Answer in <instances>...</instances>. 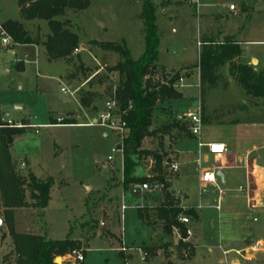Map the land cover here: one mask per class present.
<instances>
[{
    "label": "rangeland",
    "instance_id": "374dc122",
    "mask_svg": "<svg viewBox=\"0 0 264 264\" xmlns=\"http://www.w3.org/2000/svg\"><path fill=\"white\" fill-rule=\"evenodd\" d=\"M151 1L157 7L156 24L161 36L159 57L161 56V61L170 64L165 71L159 69L156 72V81H167L175 72H180L185 77L183 82L180 80L175 86L177 90L181 89L184 97L164 101L156 108L153 128H159L175 123L179 114L185 115L200 108L199 75L192 69L197 62L198 41H203L206 37L220 41L228 35H235L248 41L243 43L247 57L264 52V43H260L264 42V16L256 17L262 14L256 11L264 10V2L202 0V4L195 7L175 0ZM143 2L144 0H92L80 12L68 10L66 18L71 21L70 27L81 41L79 50L72 54L74 66L83 62L86 68L92 69L88 73L90 75L97 72L103 74L105 68L117 63V53L105 52L97 45L88 43L94 39L121 40L124 36L133 57L138 58L145 49L144 24L141 18ZM231 3L237 6L236 12L229 11ZM244 3L253 5L255 11L247 7L242 13ZM4 5L3 15L20 18L19 0H5ZM96 15L106 23V31L94 27ZM2 20L4 22L7 19ZM248 25L247 32L239 31L240 27L244 29ZM25 26L34 38L38 37L41 41L50 32L44 20L26 21ZM40 45L24 44L13 49L0 46V123L12 125L16 121L7 120L15 119L25 126V132L15 140L11 148L16 170L24 176L30 171L43 179L51 176L55 181L46 211L35 207L13 210V221L18 232L44 234L49 239L57 240L65 239L72 231V236L81 240L82 245L78 250L85 255V260L77 262L67 256L66 264H229L231 255L224 254L229 242L235 243L245 238L253 242L259 239L264 241V211L247 210L240 203L236 207L244 195L243 190H239L244 182L243 170H236L235 175L225 183L217 176L218 185L223 191L220 203L219 191L214 186L200 194L199 181L194 178L199 170L195 169L194 162H187L195 159L193 155H187L188 151L193 150L195 143L193 138L187 137L190 135L185 120L181 121L178 128L170 129L163 142L164 150L172 161L175 159L173 148H176L181 152L184 162L180 163V179L175 182V190L170 189L168 183L161 192L143 191L135 187L136 184L143 183L140 181L130 182L127 190H124V157L115 150L116 144L122 142V135L99 124L80 125L97 118L98 113L82 109L78 95L65 94L61 88L74 90L86 83L84 77L80 74L78 80L69 81L66 75L70 65L64 59L50 60L44 46ZM166 48H169L170 53L165 55ZM181 61L189 62L186 67L190 68L183 69L185 66L175 65ZM221 72L229 85L226 89L219 86L210 90L206 97L208 111L222 109L226 113L235 109L232 114L224 116V119L243 120L254 107H264V98L257 100L259 106L249 102L227 66ZM188 74L191 76L186 77ZM93 88L103 92L106 85ZM106 99L96 101L99 110L105 108ZM68 113L73 114L69 119L78 124L45 125L54 120L59 122L67 119ZM252 119L262 121L264 114L253 115ZM220 133L210 124L202 126L201 135L209 140ZM159 141L147 138L142 148L154 151L158 148ZM109 156L113 160H109ZM212 165V162H202L199 167ZM147 168L156 170L152 155L140 158L133 175L138 179L149 177ZM155 180L147 178L149 182ZM167 193L179 200L182 196L187 197L186 203L195 206L196 209L191 207L200 215L194 220L188 215L190 223L187 226L195 231V248L192 241L187 244L179 240L181 245L173 244L175 238L166 234L161 220L154 216L151 207L164 202ZM123 204L127 206L124 212ZM190 205H186V210L191 208ZM198 205L202 207L198 208ZM140 208L149 210L147 213L151 215L140 217ZM0 216L4 219L3 230L0 231V264H12L15 258L14 245L2 207ZM102 223L105 229H102ZM168 241L170 242L166 243ZM142 247L154 248L152 250L155 251L164 247L162 255L175 257L164 261L163 256L158 254L145 259ZM181 249L184 258L178 256ZM194 249L195 254L190 257ZM221 259L225 261L222 262Z\"/></svg>",
    "mask_w": 264,
    "mask_h": 264
},
{
    "label": "trees",
    "instance_id": "16d2710c",
    "mask_svg": "<svg viewBox=\"0 0 264 264\" xmlns=\"http://www.w3.org/2000/svg\"><path fill=\"white\" fill-rule=\"evenodd\" d=\"M92 0H19L20 15L23 20H44L50 32L46 39L34 38L23 21L7 19L1 22L5 32L11 37L14 47L21 44H42L50 60L64 59L70 69L66 75L69 81L78 80L80 74L86 82L78 92V102L82 109L98 112L96 101L105 97H112L116 102L115 112L121 115L126 122L127 134L124 137V167L123 186L127 190L128 184L133 181L146 182L147 178L166 182L171 177L165 161L172 158L164 150V138L170 129L178 128L183 118L176 117V122L153 128L155 110L164 101L182 99L183 94L175 88L182 78L180 72H175L167 81H156V72L165 67L158 64L160 33L157 28L156 5L151 0H144L141 18L144 28V52L134 58L124 39L121 40H90L88 43L97 45L105 52H114L119 55L117 63L105 68L104 73H93L86 68L83 62L74 66L72 54L80 48L79 35L71 29V21L66 18L67 11L80 12L86 9ZM199 52L200 70V111L203 124L238 123V119L225 120L224 116L232 114L234 110L223 113L222 109L208 111L206 97L210 90L221 86L226 89L228 80L221 69L228 67L237 86L244 91L249 102L255 106L257 101L264 98V69L255 66L242 58L241 43L233 37H226L222 41L206 37L201 41ZM80 58V56H78ZM74 67V70H72ZM102 67V66H101ZM103 68V67H102ZM115 73V74H114ZM88 85V86H85ZM100 92L94 86H104ZM106 99V100H107ZM67 118L61 121L54 120L52 124H75ZM187 123V131L192 135ZM184 125V124H183ZM184 126H182L183 128ZM25 132V126L0 123V208L4 209L5 222L14 245L15 258L12 264H56L58 256H65L72 250L79 249L81 240L72 236V231L65 239H49L44 234H29L18 232L13 221V210L23 207H35L44 210L51 200V191L55 184L53 177L45 179L30 171L27 176L19 174L12 158L11 148L15 140ZM147 138L159 139L156 150L142 148ZM152 155L156 170L152 176L138 179L133 175L140 158ZM176 159V157H175ZM168 182L166 183V185ZM154 215L163 220L171 228L177 225L183 236L186 235V226L178 222L182 213L197 218L194 209H184L180 201L170 194H166L164 202L151 207ZM149 211V210H148ZM147 210L139 209L141 217H147ZM181 245V242H180ZM154 248H143L145 259L153 255ZM194 250L191 251V256Z\"/></svg>",
    "mask_w": 264,
    "mask_h": 264
},
{
    "label": "crops",
    "instance_id": "0c3cea01",
    "mask_svg": "<svg viewBox=\"0 0 264 264\" xmlns=\"http://www.w3.org/2000/svg\"><path fill=\"white\" fill-rule=\"evenodd\" d=\"M4 1L5 0H0V22L1 21L3 22L2 19H4V20L5 19H15V18H8L5 15H3L4 11H5ZM175 1L180 2V3H188L186 1L184 2V0H175ZM217 1L221 2V0H217ZM189 5L195 6L194 4H191V3H189ZM247 7H251V9H253L254 6L253 5L251 6L249 4L244 3V5L242 7V13L244 10L247 9ZM236 10L234 12H236ZM253 10L255 11V9H253ZM230 12L232 13V11H230ZM256 12H262V14H260L256 17L264 16V10H257ZM19 15H20V13H19ZM18 20L23 21L24 24L26 22V20L22 19L21 15H20V18ZM102 20L103 19H99L96 15L94 17V21H93L94 27L96 29H101L103 31H106L108 28L106 26V23ZM248 29H249V25L244 29H241V27H240L239 31L247 32ZM226 37H233L235 40H237L238 42L241 43V47L243 50L242 58L244 60L248 61L250 64L255 66L256 69H264V52L256 53L255 55H252L251 57H247L244 53L245 49L243 47V43L244 42L247 43L248 41H246L245 39L242 40L240 38H237L235 35H228ZM121 38L123 39L124 36H122ZM220 41H222V40H220ZM199 42H201V41H198V43ZM254 43H256V42H254ZM260 43H264V42H260ZM21 45H24V44H21ZM33 45H37V44H33ZM0 46L5 47L1 44H0ZM19 46L20 45H16V46L12 47V49L15 47H19ZM38 46H41V45L38 44ZM198 46H199V52H200L202 45L198 44ZM8 47H5V48H8ZM9 48H11V47H9ZM164 51L166 52L165 55L170 53L169 48H166ZM199 52L197 55V62L193 64L192 69H193V72L196 71V73L199 75V89H200V70H199V66H198L199 65ZM161 60H162V58L160 56L159 60H158L159 65L164 66L165 68H166V66H170V64L165 63L164 61H161ZM188 63L189 62H187V61H181L175 65H179L180 67L185 66V67H183V69L184 68H190V67H186V65H188ZM189 76H191V75L188 74V76H186V77H189ZM184 78L185 77L182 76V78L180 79L181 82H183ZM182 86H183V84H182ZM179 91L183 94L181 89H179ZM183 96H184V94H183ZM198 110H200V108ZM262 114H264V107H254V109H251L247 118L243 119V120L238 119L239 120L238 123H234V124H231V123L214 124L213 123V124H210L211 127H215L216 130L221 132L220 135H218V136H216V138L210 139V140L207 137H202V135H201V138L205 142H220V143L225 144L227 151L222 155L210 154L208 152L207 148H202L200 150L198 148L197 138L194 135L187 136V137L193 138L194 143H195L193 150L187 152V155H193L195 157V159H192V161H187V162L188 163L194 162L196 165L195 169L199 170L198 175H195L194 178L198 179V176H199L201 170H203V169L216 168L217 171L221 170L223 172V178H221V177L220 178H221L222 182L225 183L227 179H231L235 175L236 170H243L244 182H243V185L239 186V190H243L244 195L241 198L242 200L240 199L241 201L237 202L236 207L240 206L239 205V203H240L241 206H245V208H247V210H253L256 212H258L260 210L264 211V120H262V121L255 120V119H252V116L253 115H262ZM72 115H73L72 113H68V118H70V116H72ZM177 117L183 118V120H185L184 115L179 114V115H177ZM3 120L6 121L5 119H3ZM11 120L16 121L15 124L17 126L23 125L21 123H18L19 120L8 119L7 121L10 122ZM75 124H78V123H75ZM83 124H80V125H83ZM45 125H52V123L45 124ZM104 135L107 136V133H105ZM167 138H169V137H167ZM173 150L175 151V157H176V159H174V161L178 162L179 171H180V163H184L182 161L181 152L179 150H177L176 148H173ZM199 161H200V163H199ZM202 162H206V163L212 162L213 165L211 167L201 168L199 166L201 165ZM179 171L176 174H172L171 177L169 178L168 183L170 184V189L175 190L174 189L175 182H178V180L180 179V174H179L180 172ZM147 176H152V170H150L149 168H147ZM217 184H218V180H217ZM210 186H213V185H210ZM210 186H208V187H210ZM214 187H216V186H214ZM240 187H242V189H240ZM176 193L178 194L179 192H176ZM186 198H185V196H184V198L182 196L181 200L178 199L180 201V205L183 206L184 209H186V205H190V204L186 203V200H187ZM222 199L223 198L221 196V200ZM218 202H219V196H218ZM191 206L192 205H190L189 207H191ZM192 207L195 208V206H192ZM197 207L200 208L202 206L198 205ZM194 208H192V209H194ZM188 209H190V208H188ZM45 211H46V209H45ZM139 215H140V212H139ZM150 215H151L150 213H147V217H149ZM154 216H156V215H154ZM199 216H198V218H199ZM140 217H141V215H140ZM142 218H145V217H142ZM192 219L194 220L193 217H192ZM254 220H256V218ZM161 222H162V227L164 228L166 234H170L171 236H173V239L175 238L173 244H176V245L180 244L181 241H179L180 239H179L178 233L176 232L177 225H172L170 228V226L168 224H166L163 220H161ZM193 222L194 221H192V223ZM166 226L169 227V230H166ZM186 227H188V226L186 225ZM191 229L193 231V236L190 238V241L193 242V239L195 238V231L193 230L192 227H191ZM169 242L170 241H168L166 243H169ZM193 244H194V248H195V243L193 242ZM229 244H231V245H229ZM142 249H143V247H142ZM163 250H164V247H159V249H157V251L152 250L151 252L153 253V255L151 257H155L158 254H161L163 252ZM195 250L196 249H194L193 255L195 254ZM183 254H184V252L182 253V255H179V252H178L179 257L184 258ZM224 254L231 255V258L229 260V264H260L261 262H264V241L259 239L255 242H253V241L249 240L248 238H245L243 241L242 240L235 241V243L229 242L228 248H226L224 250ZM67 256L68 255H65L64 257H62V263L63 264L67 263V262H65L67 259ZM162 256H163L162 260H164V261H167L168 259L175 257V255H171L169 257L166 254L162 255ZM192 256H190V257H192ZM144 258H145V256H144ZM221 261L224 262L225 260L221 259Z\"/></svg>",
    "mask_w": 264,
    "mask_h": 264
},
{
    "label": "built area",
    "instance_id": "2783aa9c",
    "mask_svg": "<svg viewBox=\"0 0 264 264\" xmlns=\"http://www.w3.org/2000/svg\"><path fill=\"white\" fill-rule=\"evenodd\" d=\"M188 3L194 4L196 7H199L202 4V0H185ZM263 1L264 0H260ZM237 9V6L234 3H231L229 5V10L234 12ZM0 44L3 46H10L12 45V39L11 37L5 32L3 27L1 26L0 23ZM201 45V42L198 43ZM79 49H76L77 51ZM98 73V72H97ZM85 83L81 84L80 86H77L74 90H70L68 87H62L61 91L65 94H70L72 96L78 95V92L80 88L84 85ZM116 109V102L112 97H109L105 101V108L102 110H98V117L90 120L87 123H84L83 125H88V126H93L95 124H99L102 126L107 127L109 130L113 132H118L119 134L122 135V142L121 144H116V151H119L122 153L124 157V137L125 133L127 132L126 129V122L121 118V115L115 112ZM185 120L189 124V129L192 135H194L197 138L198 141V148L201 150L202 148H207L208 152L213 155H222L224 154L227 149L225 144L220 143V142H205L201 138V131H202V126H203V120H202V115L201 111H189L184 115ZM109 160H113V157L109 156ZM200 163V161H199ZM166 166H168V171L170 174H176L179 171V164L176 161H165L164 163ZM217 169L216 168H210V169H203L201 170L199 176H198V181H199V187H200V194L205 192L208 188V186L213 185L216 186L218 191H219V203L221 200L222 196V189L219 188L217 184ZM167 181H160V180H155L153 182H144V183H139L136 184L135 187L139 188L143 191H148V192H161L164 190L166 187V183L169 182V178L166 179ZM242 189V187H240ZM127 208L125 204L122 205V211ZM220 208V205L218 204L217 209ZM178 220L181 224H184L185 226L190 223V218L188 217L187 214H180L178 216ZM176 232L178 233L179 239L187 244H190V238L193 236V232L190 228L187 227L186 230V235L183 236L181 233V229L179 227H176ZM123 250L126 252L127 249L124 247ZM226 253V252H225ZM68 256L70 259H74L77 262H83L85 260L84 254L78 250H72ZM128 261L126 260V263Z\"/></svg>",
    "mask_w": 264,
    "mask_h": 264
},
{
    "label": "water",
    "instance_id": "95a60500",
    "mask_svg": "<svg viewBox=\"0 0 264 264\" xmlns=\"http://www.w3.org/2000/svg\"><path fill=\"white\" fill-rule=\"evenodd\" d=\"M217 175H218L219 177L223 178V172H222L221 170H218V171H217ZM3 223H4V219L0 216V231L3 230ZM102 229H105V225H104V223H102ZM166 230H169V227H168V226H166ZM182 253H183V250L181 249V250L179 251V255H182ZM55 263H56V264H63V263H62V256H58V257L55 259Z\"/></svg>",
    "mask_w": 264,
    "mask_h": 264
}]
</instances>
